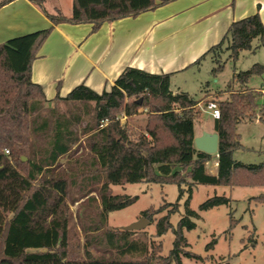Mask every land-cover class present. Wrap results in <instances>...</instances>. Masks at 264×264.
Here are the masks:
<instances>
[{"label":"trees","instance_id":"trees-1","mask_svg":"<svg viewBox=\"0 0 264 264\" xmlns=\"http://www.w3.org/2000/svg\"><path fill=\"white\" fill-rule=\"evenodd\" d=\"M11 1L0 0V8ZM32 1L52 24L0 42V264H184L183 256L198 257L187 249L184 235V229L195 223L188 216L176 227L170 221L177 204L152 206L142 213L152 223L155 215L168 210L156 220L154 235L173 228L175 239L168 254L163 253L162 241H150L142 229L110 225L111 211L138 199L114 194L112 185L176 183L180 196L185 186L191 192L199 183L264 185V163L246 164L234 156L244 148L238 125L254 119L264 122V101L258 102L264 92L247 85L252 74L264 73V64L234 70L226 89H206L202 99L186 91L173 92L169 73L127 67L110 91L97 93L80 84L67 96L48 100L32 80V64L54 25L91 23L94 32L105 21L136 17L169 0H73L70 16L59 9L49 13L46 0ZM261 47L264 24L255 13L233 21L222 41L193 65L210 56L215 74L224 67L223 52L235 61L241 51ZM234 82L240 86L235 88ZM203 100L216 102L220 109L219 118L210 115L219 135L215 154L197 149L194 141ZM139 109L146 112L144 126L122 122V116L131 119ZM213 157L217 174L206 168ZM230 200L214 195L200 209ZM75 203L76 213L71 208ZM234 224L232 219L231 228Z\"/></svg>","mask_w":264,"mask_h":264},{"label":"crops","instance_id":"crops-1","mask_svg":"<svg viewBox=\"0 0 264 264\" xmlns=\"http://www.w3.org/2000/svg\"><path fill=\"white\" fill-rule=\"evenodd\" d=\"M62 1L52 11L45 8L70 16L73 0L68 9ZM255 13L264 24V0H169L136 17L105 21L94 32L91 23H59L32 64V80L52 100L80 84L97 93L110 91L127 67L172 78L220 43L233 21ZM51 24L34 1L13 0L0 8V42ZM212 167L218 168L217 160Z\"/></svg>","mask_w":264,"mask_h":264},{"label":"rangeland","instance_id":"rangeland-1","mask_svg":"<svg viewBox=\"0 0 264 264\" xmlns=\"http://www.w3.org/2000/svg\"><path fill=\"white\" fill-rule=\"evenodd\" d=\"M57 1L47 0L45 5L51 10ZM70 1H62L65 9H68ZM254 44H257V40H254ZM228 55V52L222 53L224 67L215 74L212 68L216 64L210 56L188 70L175 74L171 78V89L176 92L186 91L192 97L202 99L206 89H210L211 92L226 89L232 80L234 70L240 72L250 69L256 63L264 64V47L256 51L243 50L235 61L229 59ZM247 85L258 90L264 88V73L252 74ZM233 86L237 88L240 83L234 82ZM223 95L227 97V93ZM209 101L203 100L198 105L202 116L195 120L194 128L197 134L206 130L213 131V119L203 109ZM263 101V95H259L258 102ZM58 106L65 110L67 105L58 102ZM145 113L143 109H139L131 119L122 116L121 120L129 122L133 128H139L146 123ZM238 132L244 148L235 151V158L246 164L264 163V122L259 119L243 121L238 125ZM215 160L217 157L209 161L208 173L217 174L218 168L212 167ZM184 188V194L180 196V188L176 183L160 184L143 181L112 185L114 194L137 195L138 199L125 208L111 211L109 224L124 229L141 217H145L142 213L149 207H159L164 203L177 204L178 209L170 217L174 227L185 216L195 223L194 228L184 229V235L188 241L187 249L198 257L183 256L184 264H213L222 261H228L230 264H264V185L229 186L199 183L193 186L191 192L188 187ZM214 195H224L231 200L227 204L201 210L200 205ZM71 208L76 213L78 203L71 205ZM167 211L155 215L154 221L147 223L141 230L151 238L150 241H153V238L155 243L162 241L165 254L173 248L175 239L173 228L160 237L154 235L156 220ZM232 219H235V224L231 228Z\"/></svg>","mask_w":264,"mask_h":264},{"label":"water","instance_id":"water-1","mask_svg":"<svg viewBox=\"0 0 264 264\" xmlns=\"http://www.w3.org/2000/svg\"><path fill=\"white\" fill-rule=\"evenodd\" d=\"M140 101L141 100H139V102ZM194 141H195V145L197 149L199 150H202L210 154H215L218 152L219 135L217 132L204 131L201 135L196 136ZM149 222L150 221L146 217H141L139 220L126 226L124 229L125 230H141Z\"/></svg>","mask_w":264,"mask_h":264},{"label":"built area","instance_id":"built-area-1","mask_svg":"<svg viewBox=\"0 0 264 264\" xmlns=\"http://www.w3.org/2000/svg\"><path fill=\"white\" fill-rule=\"evenodd\" d=\"M203 109L207 113H209L211 116H213L214 118H219V116H220V109H219L217 103L214 101L207 102L204 105Z\"/></svg>","mask_w":264,"mask_h":264}]
</instances>
